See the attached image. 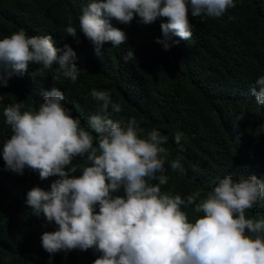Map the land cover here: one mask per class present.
Wrapping results in <instances>:
<instances>
[{"label":"clouds","instance_id":"clouds-1","mask_svg":"<svg viewBox=\"0 0 264 264\" xmlns=\"http://www.w3.org/2000/svg\"><path fill=\"white\" fill-rule=\"evenodd\" d=\"M237 0H90L63 31L79 44L80 33L102 55L105 43L113 47L128 40L116 25H151L159 20L162 35L156 43L164 50L190 41V18L219 19ZM115 22V23H114ZM62 53V54H61ZM136 58L132 50L123 55ZM71 44L57 48L52 35H28L23 29L0 39V87L29 72L37 78L52 77L53 86L40 92L35 107L25 100L7 103L3 123L10 137L0 142L3 170L23 176L28 169L40 181L26 192L32 215L54 224L41 234V246L55 254L92 250V264H264V217L248 211L264 200V177L225 174L208 191L187 194L166 188L169 169L188 175L180 155L173 157L166 145L169 136L153 127L146 131L135 117L117 119L123 110L108 90L92 88L95 111L87 122L65 103L57 86L60 75L75 84L82 68ZM56 66L55 74L50 70ZM249 95L264 108V75L249 87ZM5 95L0 93V105ZM244 114H231L237 130ZM264 134V124L253 135ZM177 152L185 151L182 131L172 135ZM238 139V137H237ZM79 162H74V161ZM191 210V214L189 213Z\"/></svg>","mask_w":264,"mask_h":264},{"label":"trees","instance_id":"trees-1","mask_svg":"<svg viewBox=\"0 0 264 264\" xmlns=\"http://www.w3.org/2000/svg\"><path fill=\"white\" fill-rule=\"evenodd\" d=\"M89 2L0 0V39L23 29L28 35H52L57 48L71 44L82 71L75 84L60 75L57 86L66 93L65 103L86 123L95 111L91 89L108 90L123 106L117 119L135 117L146 131L156 127L168 135L166 147L173 157L181 156L188 175L179 177L169 169L166 188L182 194L195 189L206 192L225 174L264 177V134L253 135L264 124V108L249 95V87L264 75V0H237L236 7L219 19L190 18L191 40H181L167 51L155 42L162 35L159 20L142 25L136 18L130 25L118 24L128 40L118 47L105 43L102 55H97L83 33L77 44L63 31L69 17L78 28L81 10ZM128 50L136 58L125 62ZM56 66L50 74H55ZM35 67L30 65L28 73L0 87L5 95V104L0 105V142L11 134L3 123V107L19 100L35 107L42 99L41 90L53 86L51 75L32 79ZM239 113L245 119L234 131L231 114ZM177 130L185 136V151L179 153L172 139ZM3 166L0 156V264H48L49 253L40 237L44 231L55 230V225L33 216L25 197L37 184L50 186L51 178L40 181L38 173L28 169L19 176ZM248 215L264 217V200ZM96 258L91 249L61 251L52 264H92Z\"/></svg>","mask_w":264,"mask_h":264}]
</instances>
